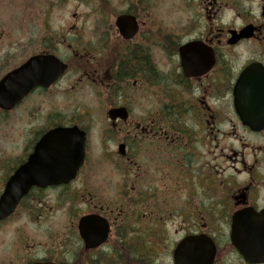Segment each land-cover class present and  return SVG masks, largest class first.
I'll return each instance as SVG.
<instances>
[{"label":"flooded vegetation","instance_id":"1","mask_svg":"<svg viewBox=\"0 0 264 264\" xmlns=\"http://www.w3.org/2000/svg\"><path fill=\"white\" fill-rule=\"evenodd\" d=\"M180 1L0 0V264H264V0Z\"/></svg>","mask_w":264,"mask_h":264},{"label":"water","instance_id":"2","mask_svg":"<svg viewBox=\"0 0 264 264\" xmlns=\"http://www.w3.org/2000/svg\"><path fill=\"white\" fill-rule=\"evenodd\" d=\"M60 74L61 70L54 60L41 57L40 55L31 57L19 68L9 72L0 81V109H12L18 102L29 95L33 89L38 86L48 87L58 79ZM251 97L252 95L250 94H242V101L246 102V99H251ZM248 112L249 110L247 109L239 110L245 122L249 119ZM252 118L255 121L258 119V117ZM262 125L264 127V123ZM237 246L240 247V244H237Z\"/></svg>","mask_w":264,"mask_h":264},{"label":"rangeland","instance_id":"3","mask_svg":"<svg viewBox=\"0 0 264 264\" xmlns=\"http://www.w3.org/2000/svg\"><path fill=\"white\" fill-rule=\"evenodd\" d=\"M22 3H24L25 2V0H20ZM178 0H164V6L166 7V8H168V7H174V8H176L177 6H178V4L176 3ZM180 1V0H179ZM180 4H181V1H180ZM67 13H65V15H66ZM195 165V164H194Z\"/></svg>","mask_w":264,"mask_h":264}]
</instances>
